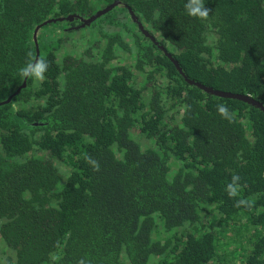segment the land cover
<instances>
[{
    "label": "trees",
    "instance_id": "obj_1",
    "mask_svg": "<svg viewBox=\"0 0 264 264\" xmlns=\"http://www.w3.org/2000/svg\"><path fill=\"white\" fill-rule=\"evenodd\" d=\"M115 2L89 26L103 47L59 62L61 41L45 31ZM185 3L0 0V103L14 95L0 106V264H264V113L188 84L131 18L190 80L264 105V0H204L206 20ZM119 51L135 55L133 69L111 67ZM37 52L46 79L21 88ZM241 198L252 207H236Z\"/></svg>",
    "mask_w": 264,
    "mask_h": 264
},
{
    "label": "rangeland",
    "instance_id": "obj_2",
    "mask_svg": "<svg viewBox=\"0 0 264 264\" xmlns=\"http://www.w3.org/2000/svg\"><path fill=\"white\" fill-rule=\"evenodd\" d=\"M105 8V5L102 3H98V5L94 6V11H100ZM60 26H51L46 31L40 30L38 32L37 37L45 31L49 36H51V39L54 41H61L60 49L58 50V57H65L69 53L75 54L76 56H80L83 50H86L88 48L94 47H103L102 44H99L100 38H99V31L97 27L91 28H79V29H71L67 28V26L63 24H59ZM81 26V25H80ZM79 27V26H77ZM133 33H136L135 30H133ZM155 36L157 39H161L160 34L156 33ZM100 49L94 51V55L99 56ZM136 57L134 54H126L125 52L119 51L118 58L112 62L111 67H119V66H128L129 68L133 69L135 65ZM113 65V66H112ZM137 74V73H136ZM138 76V75H137ZM157 85L160 87H165L168 83V81L163 77H157ZM139 82L142 84L144 82L143 75H139ZM149 91L145 93V96H148ZM34 106L37 105L36 102L33 104ZM134 139H137L140 141L141 145H146L147 142L144 140H140L138 136L133 133L132 136ZM176 159L172 162V173H175V170L177 169V163ZM168 237V234L164 231L162 226H159V228L156 229V232L153 236V239L155 241L162 240L164 241ZM3 243V241L1 240Z\"/></svg>",
    "mask_w": 264,
    "mask_h": 264
},
{
    "label": "clouds",
    "instance_id": "obj_3",
    "mask_svg": "<svg viewBox=\"0 0 264 264\" xmlns=\"http://www.w3.org/2000/svg\"><path fill=\"white\" fill-rule=\"evenodd\" d=\"M185 12L188 16L200 20H206L209 18L210 9L205 7L204 0H186L184 4ZM31 56V54H29ZM49 68L48 61L40 57L39 59H29V61L19 69V74L23 78H31L36 82H43L46 79L45 73ZM217 111L221 115L222 118H225L231 122L233 119V114L230 109L225 104H220L217 106ZM89 163L93 166L94 171H99L100 166L99 162L93 160L91 157H88ZM241 177L238 174H233L231 181L226 186V191L231 198H235L239 196V193L242 189V185L240 184ZM251 198H241L237 200L236 207H252ZM79 264H84L83 260L79 261Z\"/></svg>",
    "mask_w": 264,
    "mask_h": 264
},
{
    "label": "water",
    "instance_id": "obj_4",
    "mask_svg": "<svg viewBox=\"0 0 264 264\" xmlns=\"http://www.w3.org/2000/svg\"><path fill=\"white\" fill-rule=\"evenodd\" d=\"M120 5V2H115L112 5L105 7L103 10L98 11L97 13H95L91 18L89 19H81V26L76 27L75 29H79V28H85V27H89L91 25L92 22L96 21L97 19H99L100 17H102L103 15L109 13L110 11H112L116 6ZM131 18L134 21V23H136L139 27V29L142 31V33L148 38L150 39L154 45H156L161 51H163L165 53V55L172 61V63L175 65V67L177 68V70L179 71L180 75L184 78V80L190 84L191 86H196L199 89L203 90L205 93L212 95V96H216V97H220V98H227V99H233V100H237V101H242L244 103H247L253 107L258 108L260 111H262L264 113V105L255 101L254 99L248 97V96H244V95H237V94H232V93H226V92H222V91H217L214 90L212 88L206 87L200 83H196L192 80H190L188 77L185 76V74L182 72L181 68L179 67L178 62H176L173 58V56L166 51L164 46H160V43L158 42V40L156 39V37L152 34H150L148 31H146L143 27L142 24L138 23V19L137 17H135V15L132 13L131 14ZM65 19H60L59 21L63 22ZM67 20H74L73 17L67 19ZM56 20H49L45 23H43L41 26H38L35 30V34H34V41L36 42V35L37 33L40 31V29L52 22H55ZM39 58V52H37V59ZM26 81L27 78L24 81V85L21 88H24V86L26 85ZM21 89H19L17 91V93L20 91ZM14 97V95L12 97H10L8 100H6L3 103H0V106L4 105V104H8L10 103V101L12 100V98Z\"/></svg>",
    "mask_w": 264,
    "mask_h": 264
},
{
    "label": "flooded vegetation",
    "instance_id": "obj_5",
    "mask_svg": "<svg viewBox=\"0 0 264 264\" xmlns=\"http://www.w3.org/2000/svg\"><path fill=\"white\" fill-rule=\"evenodd\" d=\"M114 9H115V8H114ZM114 9H113V10H114ZM113 10H112V11H113ZM110 12H111V11H110ZM95 13H97V11H96ZM95 13H94V14H95ZM80 22H81V21H80ZM77 26H80V24H78V25H76V26H74V27H71V29H74V28H76ZM34 34H35V33H34ZM37 35H38V33H37ZM37 35H36V40L38 39ZM154 36H155V35H154ZM155 37H156V36H155ZM156 39H157V37H156ZM157 40H158V42L160 41V39H157ZM35 43H37V41H36ZM57 53H58V51H57ZM57 55H58V54H57ZM74 55H75V54H74ZM66 56H67V55H66ZM66 56H65V57H66ZM75 56H76V55H75ZM65 57H64V58H63V57H61V58L58 57L59 62H62L63 59H65Z\"/></svg>",
    "mask_w": 264,
    "mask_h": 264
}]
</instances>
